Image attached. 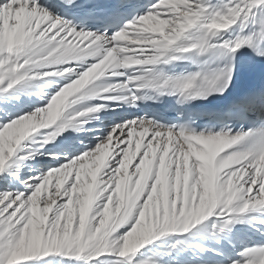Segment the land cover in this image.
I'll return each instance as SVG.
<instances>
[{"label":"snow or ice","instance_id":"1","mask_svg":"<svg viewBox=\"0 0 264 264\" xmlns=\"http://www.w3.org/2000/svg\"><path fill=\"white\" fill-rule=\"evenodd\" d=\"M186 53L196 71L156 70ZM46 78H62L46 103L13 112ZM238 85L214 114L217 130L133 115L82 155L23 172L53 155L46 145L56 135L95 118L105 105L90 98L183 105ZM0 120V264H148L138 250L169 234L223 248L240 214L264 213V0H151L143 11L132 0H0ZM203 264H264V243Z\"/></svg>","mask_w":264,"mask_h":264},{"label":"bare ground","instance_id":"2","mask_svg":"<svg viewBox=\"0 0 264 264\" xmlns=\"http://www.w3.org/2000/svg\"><path fill=\"white\" fill-rule=\"evenodd\" d=\"M42 82H40V81H34L33 82L34 87H33V89L30 92H28V94L31 95L32 92H34V94H37L38 93V89L42 88L41 85H40ZM28 94H26V97L29 96ZM43 96H44L43 94L37 95L36 98L38 97V99H40ZM30 99L33 100L34 98H30ZM88 104L96 106L94 103H88ZM111 105H112V102H110L108 105L104 106L103 109H101L97 114H95V113L94 114H91V116H94L95 118L94 119L88 118V120H91V124L89 125L90 126L89 128H84V127H81V126L77 125L82 130L81 131H75L71 127H69L67 129H65V131L63 133V135H64V138L63 139L54 137L51 141H49L51 145L53 144L55 146V148H52L54 146H51V149H54L53 151L55 152V154H57L58 153V150H60V149L62 150L64 148H66L64 152H61L60 151L62 156H59V155L56 156V155H54L53 158H52L49 155L51 157V158H49V156L43 155L44 157L40 158V156L37 155L35 159L27 162V163H29L28 165L32 167L33 172L29 173L27 171V168H25L23 170L24 174L25 175H34V173L35 174H38L40 171L46 172L47 170H49V168H51V167H49L50 165L51 166L52 165L58 166L56 164H53V162H52L53 159L58 160L62 164V163H65V162H67L68 160H70L72 158L78 157L79 155H76L77 153L71 152L72 149H74L73 146L76 145V151H79L81 149V147L83 146V142L81 141V139L82 138H85V136H86L85 134H87V133L90 134V133H95V132L98 133L99 132V134H96L93 138L90 137L91 140H89L88 144H85L86 146L80 152L83 153V151H85V150H90L91 147H93L94 144L97 142V137H99V136L102 135V133H103L102 128L105 127V126H109L110 125L109 123L111 122V120L109 118L111 116L113 118L115 117L114 115H111V112H109V111H108V115H110V116H108V119H105V121L104 120H101L100 117H99L101 114L103 116V114H104V112H103L104 108L105 109H110L109 107ZM113 105H114V103H113ZM123 107H127L128 111H129V106L127 104H121L120 105V109H122ZM98 114H100V115H98ZM127 114H128V116L126 118H130V114L129 113H127ZM101 125H104V126L101 127ZM137 132H139V130H137ZM79 138H80V143H78L79 142ZM50 144H49V146H50ZM69 145H71V147H69ZM133 147H134V145H133ZM47 149H50V148L48 147ZM82 153L80 155H82ZM48 158L50 159V161L47 160ZM38 162H39V164H38ZM254 212H258L260 215L263 214L262 216H264V213H261L259 211H250V213H252V214ZM240 215H241L242 220L231 224L230 225L231 229H229L224 234V238L221 239L220 244L221 245H224L223 248H221L219 245H217L213 241H211V240H209V239H207V238H205V237H203L201 235L186 234L185 237L184 236H181L180 238L177 236L179 238V240H181L182 242H185V243H183L184 246L181 245V247H179L181 250L184 251V252H182L184 254V256L186 257V255H187L186 252H190V251L192 252V250L185 248V246H187L185 244H186V242L188 243V241H190V239L193 236H197L198 237V240H199V241L198 240L197 241L200 243V244L199 243L198 244L204 246L203 248H198L197 247V245H198L197 243H196V245L193 244L194 245L193 247H195L194 250L199 249L198 252H197L198 255H196L195 260H200L201 259L200 260L201 261V264H203V262L205 260H208L210 258H220V257H222L224 255L225 250L229 252L230 249H231L230 252L234 256V255L237 254L236 253V250L238 249V247H241L242 244L245 245L247 243V241H252L253 238L256 240V238L258 236H259V240L260 241H264V223H262L263 220L261 222H259V220H257V219L254 220V219L246 218L248 216V215H246V213L240 214ZM259 226H261V228H259ZM176 235H178V234H176ZM168 236H170V234L167 235V236H164V237H167V239H164L163 240L161 238L162 241H157V243L158 244H161V243L165 244V243H167L169 241V238H170ZM172 237H174V236H172ZM241 241H243L242 244H241ZM158 244H150L147 248L144 247V249H141L142 250L141 253L140 252L139 253L137 252L136 256H138V257L144 256L146 253H148L150 251L149 249L155 247ZM165 250L166 249H164V251ZM169 251H168V253H169ZM163 253L164 252H161V254H163ZM166 253L167 252H165V254ZM168 255H170V254H168ZM177 259L180 260V261L182 260L181 258H179V256L177 257ZM177 259H176V261L178 262ZM169 260H170V258H169ZM151 261H152V263L149 262V264H162L160 261L157 262V263H154L153 260H151ZM182 262H183V260H182ZM54 264H55V262H54Z\"/></svg>","mask_w":264,"mask_h":264},{"label":"rangeland","instance_id":"3","mask_svg":"<svg viewBox=\"0 0 264 264\" xmlns=\"http://www.w3.org/2000/svg\"><path fill=\"white\" fill-rule=\"evenodd\" d=\"M49 79H51L52 81H54V82H52V83H48L47 82V80H49ZM54 79V80H53ZM38 81H40V80H38ZM57 81V82H56ZM40 82H42V81H40ZM62 82V78H46L45 80H43V82L40 84L41 85V87L42 88H40V89H38V93L37 94H34V92H32L31 93V95H29L28 93H26V94H28L29 96L28 97H26V94H23V95H20L19 96V98H18V100H14L13 101V103L16 105V107L13 109V112H19V113H21V114H23V113H27V112H30V111H32V110H34L36 107H39V106H43L45 103H46V99L47 98H50V96L52 95V94H54V92H55V90H56V84L57 83H61ZM43 90V91H42ZM45 91V92H44ZM41 94H43L44 96L43 97H41L40 99H38V97L36 98V96L37 95H41ZM46 96V97H45ZM30 98H34L33 100L32 99H30ZM91 100V101H90ZM22 101V102H21ZM34 101V102H33ZM86 103H94L96 106H101V105H108V101H102V100H99V99H97V98H90L88 101H86ZM101 109H103V107L101 108ZM110 109H105L104 108V110H103V112H104V114H103V116H102V114L100 115V114H98V115H100L99 117H100V119L101 120H104L105 121V119H108V116H110V115H108V111H109ZM120 112H122L121 110H117V112H116V114L114 115L115 117L113 118L112 116L109 118L110 120H111V122L109 123L110 125L109 126H105V127H103L104 125H101V127H103L102 128V130H103V133L102 134H104L105 133V131L107 130V129H109L114 123H118V122H120V120L121 119H123L122 117L123 116H128V114H123V113H120ZM106 115V116H105ZM112 115V114H111ZM102 116V117H101ZM115 120V121H114ZM2 122H4V121H2V120H0V123H2ZM91 124V120H87V123H79L78 125L79 126H81V127H84V128H89L90 125ZM96 134H99V132L97 133V132H95V133H87V134H85L86 136H85V138H82L81 139V141L83 142V146L81 147V149L79 150V151H76V145L75 146H73L74 147V149H72V151L71 152H74V153H77L76 155H80L82 152H80L86 145L85 144H88V142H89V140H91V138H93ZM91 137V138H90ZM78 143H80V138H79V142ZM49 144H50V142H48V144L46 145V148H50V149H48V152H51L53 155H51V157L53 158V156L54 155H56V156H62L61 155V152H64L65 151V149L66 148H64V149H60V150H58V153L57 154H55V152L53 151L54 149H51V146H54L53 144L51 145L50 144V146H49ZM93 145V144H92ZM52 148H55V146L54 147H52ZM76 152H75V151ZM43 151V150H42ZM61 151V152H60ZM44 155H46V156H49L48 154H44ZM40 156V158H42V157H44L43 155L41 156V155H39ZM50 156H49V158H51ZM47 159L48 161H50V159ZM27 164H29V163H27ZM38 164H39V162H38ZM49 167H56L55 165H50ZM131 171H132V169L130 168L129 169V172L131 173ZM35 174V173H34ZM16 187H19V185H15ZM5 190H8V189H6V187H0V192H2V191H5ZM110 209H111V206H110ZM246 215H248L246 218H250V219H254V220H259V222H261L262 220V223H264V216H262L263 214H259L258 212H254L253 214L252 213H250V212H247L246 213ZM262 217V218H261ZM261 218V219H260ZM236 227V226H235ZM259 228H261V226H259ZM176 234H174V237H172V236H168V237H170L169 238V241L167 242V243H165V244H163V243H161V244H158L157 243V241H162V239L164 240V239H167V237H163L162 239L159 237L157 240H155V241H152L150 244H158V245H156L155 247H153V248H151V249H149L150 251L148 252V253H146L144 256H142V257H138V256H136L138 259H140V258H144V259H147L148 260V264H149V262L150 263H152V261L151 260H153L154 261V263H157V262H161L162 264H201V259L200 260H195V258H196V255H198L197 254V252H198V250L199 249H196V250H194V248L195 247H193L194 245L193 244H195L196 245V243L198 244L199 242V240H198V237L197 236H193L191 239H190V241H188V243L186 242V244L185 245H187V246H185V248L186 249H190V250H192V252L190 251V252H186V254L188 255H186V257L184 256V254L182 253V252H184L183 250H181L179 247H181V245H183V243H185V242H182L179 246L177 245V247L176 248H173L172 247V245L174 244V240L176 239V240H178L181 236H179V235H176ZM179 238H178V237ZM184 237H185V235H184ZM257 237V236H256ZM160 239V240H159ZM198 240V241H197ZM242 240V239H241ZM253 240H254V242H253ZM257 242H262V243H264L263 241H260L259 240V236L256 238V240L253 238L252 239V241H247V243L244 245V244H242L243 243V241H241V244H242V246L241 247H238V249L236 250V253H238L240 250H242L244 247H251V245L249 244V243H257ZM192 243V244H191ZM150 244H147L145 247L147 248ZM200 244V243H199ZM198 244V245H199ZM184 246V245H183ZM167 247V248H166ZM178 248V249H177ZM142 249H144V248H142ZM164 249H166L165 251H164ZM170 250V251H169ZM141 249H139L138 250V253L140 252L141 253ZM168 251H169V253H168ZM172 251V252H171ZM230 251H231V249H230ZM229 251V253L231 254V256L232 257H234L233 255H232V253ZM161 252H164L163 254H161ZM165 252H167L166 254H165ZM171 252V253H170ZM175 252V253H174ZM168 254H170V255H168ZM167 255V256H166ZM173 255V256H172ZM179 256V258H181L182 260H183V262H182V260L180 261V260H178L177 259V257ZM169 258H170V260H169ZM58 258H49V260H50V264H54V262H55V264H56V260H57ZM176 259L178 260V262L176 261ZM166 260V261H165ZM168 260V261H167ZM164 261V262H163ZM200 261V262H199ZM203 262V261H202Z\"/></svg>","mask_w":264,"mask_h":264}]
</instances>
